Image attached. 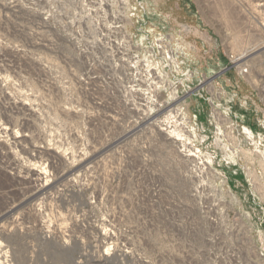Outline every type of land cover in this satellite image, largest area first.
<instances>
[{"label": "rangeland", "instance_id": "obj_1", "mask_svg": "<svg viewBox=\"0 0 264 264\" xmlns=\"http://www.w3.org/2000/svg\"><path fill=\"white\" fill-rule=\"evenodd\" d=\"M238 5L0 0V264L70 263L81 212L100 229L175 230L203 264H264V77L243 79L221 46L257 40ZM44 230L66 234L41 251Z\"/></svg>", "mask_w": 264, "mask_h": 264}, {"label": "built area", "instance_id": "obj_2", "mask_svg": "<svg viewBox=\"0 0 264 264\" xmlns=\"http://www.w3.org/2000/svg\"><path fill=\"white\" fill-rule=\"evenodd\" d=\"M237 3L239 4L240 17L244 19L241 24L244 34L249 37L252 33L257 37L256 41L247 42L243 48L244 52L257 45L264 49V0H237ZM230 42L231 40L225 44L222 43L221 46L228 47ZM244 52L243 54L229 53L228 55L230 68L237 70L241 76L249 74V70H251L250 73L252 71L256 73L258 70L257 68L253 69L250 64L241 65L243 62H240L239 66L235 65L238 63L236 57L244 55ZM261 71L264 72V69ZM69 216V220L72 222L80 221L83 218L82 227L86 232L80 229L85 239L74 237V233L67 236L73 244H76V247H79L78 253L72 257L68 264H203V255L199 251L188 248L189 246L185 244L186 237L173 235L175 230L168 229L169 234L165 236L146 233L136 235L137 224L125 223L119 219L114 223L107 221L105 229H100V233L97 234V226L89 223L86 212H81L78 216L76 213H71ZM68 230L72 229L68 227ZM43 234L51 235V231L44 230ZM59 234L64 236L62 231H59ZM56 239L57 237H54V242L57 243ZM65 244L67 247L62 248L68 257L73 253V248L70 243L65 242ZM26 264H31V262L27 261ZM41 264H46V261L42 260Z\"/></svg>", "mask_w": 264, "mask_h": 264}, {"label": "bare ground", "instance_id": "obj_3", "mask_svg": "<svg viewBox=\"0 0 264 264\" xmlns=\"http://www.w3.org/2000/svg\"><path fill=\"white\" fill-rule=\"evenodd\" d=\"M129 8V7H128ZM135 9V8H134ZM131 11H132V9H131ZM140 14V13H139ZM139 14H135V16H137V18H139ZM134 15V14H133ZM133 17V16H132ZM151 29V30H150ZM149 30L150 31H152L153 33H154V29L155 28H150ZM185 33H186V31H184ZM155 36V35H154ZM226 36L228 37V39L230 38V34L228 35V34H226ZM232 37H234V36H232ZM232 37H231V42H230V46H228L227 47V49L229 50V53L231 52V53H235L234 51L236 50V49H240V48H244V46L245 45H247V42L248 41H244L241 37H236V38H234V39H232ZM154 38H156V37H154ZM174 40H176L177 38L174 36V38H173ZM166 40V39H165ZM170 40V39H169ZM168 40V41H169ZM171 42H172V39L170 40ZM226 43L228 42V41H225ZM167 45H168V43H167ZM158 47V46H157ZM162 48V47H161ZM257 48H259V46L257 45V46H255V47H251L250 49H246V52H244V55H241V56H237L236 57V61H238V63H236L235 65H237V66H239L240 64V62H243V63H241V65H248L249 63H252L253 64V69H256V68H258V66H257V61L259 60V58H254V55H256V53H260V54H263L264 53V49L263 48H259V49H257ZM168 49H169V46L167 47V51H168ZM187 48H185V57H189L188 59H190V55H189V53L188 52H190V51H188V50H186ZM162 50H163V48H162ZM162 52V51H161ZM160 52V53H161ZM169 53H171L170 55H169V57H171V60L173 61V63L174 64H176V61H174V56H176L177 55V59H178V54L177 53H175V52H173V50H169L168 51ZM230 53V54H231ZM241 54H243V52L241 53ZM257 55H259V54H257ZM167 61H169V60H167ZM169 63V62H168ZM172 63L170 62V67L172 66L171 65ZM180 64L182 65V63L180 62ZM239 64V65H238ZM169 66V65H168ZM239 68V67H238ZM171 69H173V66H172V68ZM170 69V71H171V73H173L172 71L173 70H171ZM250 69V68H249ZM149 71V75L150 76H152V75H156V73H158L159 75H162V72L160 73L158 70H156L155 68L153 69V68H150V70H148ZM250 71L251 70H249L248 71V73L249 74H247V75H242V77H243V79H245V80H251L253 77L256 79V77L257 76H255L256 74H252L253 73V71L250 73ZM259 71H261V70H257V74H259L258 72ZM263 72V71H262ZM176 74V73H175ZM174 75V74H173ZM263 75H264V72H263ZM163 76V75H162ZM168 76V75H167ZM167 76H166V78H167ZM171 76V74H169V77ZM264 77V76H263ZM263 77H257V78H263ZM156 78H159V76H157L156 75ZM162 79V78H161ZM264 79V78H263ZM159 87V86H158ZM158 87L156 88V90L158 89ZM176 89V88H175ZM209 89H210V91L211 92H213V89H214V86L212 85V84H210V86H209ZM166 92H167V89H166ZM172 92H174V91H172ZM178 92V91H177ZM263 92V91H262ZM175 93V96L177 97V95H176V91L174 92ZM173 95V93L172 94H169L168 96L169 97H171ZM168 97V98H169ZM173 99V98H172ZM162 101V100H161ZM140 108H142L141 106H140ZM223 114V113H222ZM222 114H220V113H218L217 115H219L220 117H222ZM143 116L142 117H146L147 115H146V113L143 111V114H142ZM149 118V117H148ZM142 119H144V118H142ZM146 119V118H145ZM221 119V118H220ZM219 119V120H220ZM224 122V121H223ZM222 122V123H223ZM161 122L159 121V120H157V119H155L154 120V122L152 123V124H150L149 126L151 127V131L154 129V131H153V133L154 134H156V135H168L170 138L172 137L171 135H170V133L171 132H173V130H171V131H169V128L167 127V126H165L164 128H162L159 124H160ZM221 123V124H222ZM148 126V127H149ZM156 128V129H155ZM161 130H162V132L163 131H166L165 133L163 132V133H161ZM220 131V130H219ZM246 131V130H245ZM251 132V131H250ZM245 133H247V132H245ZM248 134V133H247ZM249 134H251V133H249ZM253 134V133H252ZM251 134V135H252ZM155 135V136H156ZM185 135V134H184ZM223 137V136H222ZM173 138V137H172ZM228 138V137H227ZM229 138H231V137H229ZM166 139V138H165ZM166 141H167V139H166ZM176 141H178L177 140V138H176ZM222 145V144H221ZM227 147V146H226ZM39 152V151H38ZM231 154H232V156L235 154V152L234 153H232V152H230ZM259 153H260V151H259ZM262 154V156H261V158H263L264 159V152H262L261 153ZM231 158V157H230ZM39 176V175H38ZM40 177V176H39ZM41 179V178H40ZM40 182V181H39ZM42 182V181H41ZM42 185L43 184H40V186L38 187V189H40V193L41 192H43V191H45V187H46V185L45 186H43L42 187ZM60 189V188H59ZM56 190H57V188H56ZM55 190V191H56ZM62 190V189H61ZM57 191H59V190H57ZM51 192V191H50ZM60 192H62V191H60ZM65 192V191H64ZM39 193V194H40ZM58 193V192H57ZM42 197V196H41ZM44 199V198H43ZM54 204V203H53ZM38 208H40V206H37V208H36V210H38L39 211V209ZM7 214H8V212H7ZM70 214V213H69ZM6 216V215H5ZM61 216V215H60ZM62 218H63V216H62ZM0 221H1V219H0ZM62 225V224H61ZM60 225V226H61ZM2 229H3V231H1V233H2V235L3 236H9V234H8V230L5 228V226H2L1 227ZM64 230H68V227H62ZM97 230L98 231H96V233L98 234V233H100L99 231H100V228H97ZM63 233H65L66 234V231L65 232H63ZM41 244L40 245H42L43 246V248H41V251H43L44 250V248H46L47 246H50V245H52V244H56V242H54V237H58L59 235H58V231L55 233V232H53L51 235H48V234H43V231L41 232ZM69 234V233H68ZM67 236V235H66ZM97 235L95 234V237H96ZM60 239V238H59ZM10 240H11V242H13L14 241V239L13 238H10ZM61 243V242H60ZM68 243V242H67ZM64 245V244H63ZM32 246V245H31ZM34 246V245H33ZM60 248H62V247H60ZM43 249V250H42ZM61 250H63L64 251V249L62 248ZM34 251V250H33ZM30 252V251H29ZM108 254H109V252H107ZM7 254H9L8 252H7ZM5 255V254H4ZM7 258V264H10V263H12L13 262V256L11 257H9V255L6 257ZM9 259V260H8ZM32 260V259H31ZM45 261V260H44ZM32 262V261H31ZM13 264V263H12ZM36 264V263H35Z\"/></svg>", "mask_w": 264, "mask_h": 264}]
</instances>
